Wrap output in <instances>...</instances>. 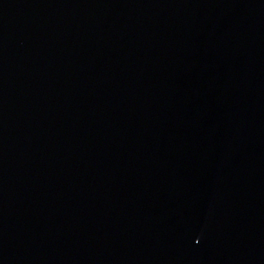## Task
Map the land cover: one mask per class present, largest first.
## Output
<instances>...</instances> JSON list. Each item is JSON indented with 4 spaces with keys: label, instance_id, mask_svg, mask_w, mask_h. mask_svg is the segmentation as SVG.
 Listing matches in <instances>:
<instances>
[{
    "label": "water",
    "instance_id": "95a60500",
    "mask_svg": "<svg viewBox=\"0 0 264 264\" xmlns=\"http://www.w3.org/2000/svg\"><path fill=\"white\" fill-rule=\"evenodd\" d=\"M0 264H264V0H0Z\"/></svg>",
    "mask_w": 264,
    "mask_h": 264
}]
</instances>
